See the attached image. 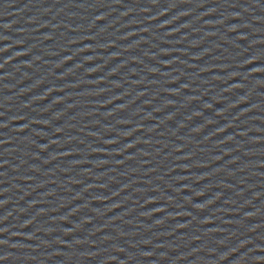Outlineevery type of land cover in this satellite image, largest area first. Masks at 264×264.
Segmentation results:
<instances>
[{"label": "water", "instance_id": "95a60500", "mask_svg": "<svg viewBox=\"0 0 264 264\" xmlns=\"http://www.w3.org/2000/svg\"><path fill=\"white\" fill-rule=\"evenodd\" d=\"M0 264H264V0H0Z\"/></svg>", "mask_w": 264, "mask_h": 264}]
</instances>
